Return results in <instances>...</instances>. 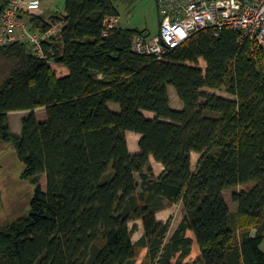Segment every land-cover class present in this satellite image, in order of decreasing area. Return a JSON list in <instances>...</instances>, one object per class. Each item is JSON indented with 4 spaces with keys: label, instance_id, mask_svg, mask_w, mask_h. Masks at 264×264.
<instances>
[{
    "label": "trees",
    "instance_id": "obj_1",
    "mask_svg": "<svg viewBox=\"0 0 264 264\" xmlns=\"http://www.w3.org/2000/svg\"><path fill=\"white\" fill-rule=\"evenodd\" d=\"M8 3L0 0V17ZM65 12L51 21L33 13L30 22L41 31L62 24L45 46L68 74L27 42L0 46L11 62L0 85V143L14 144L36 186L30 214L0 227V264H137L144 249L141 264H264L263 50L240 43L230 26L220 36L207 27L157 59L133 49L146 32L106 27L119 17L113 0H66ZM170 86L183 109L172 107ZM20 110L31 113L19 134L9 113ZM127 131L142 134L139 153ZM193 151L201 154L194 170ZM151 156L165 168L160 176ZM233 188L236 212L224 194ZM179 202L183 218L169 238L171 218L157 213ZM137 220L144 232L134 241Z\"/></svg>",
    "mask_w": 264,
    "mask_h": 264
},
{
    "label": "built area",
    "instance_id": "obj_2",
    "mask_svg": "<svg viewBox=\"0 0 264 264\" xmlns=\"http://www.w3.org/2000/svg\"><path fill=\"white\" fill-rule=\"evenodd\" d=\"M43 0H9L0 17V46L27 42L34 55L51 65H57L54 51L45 43L57 36L60 22L46 31L33 29L31 14L39 15ZM160 16L157 35L137 34L133 49L145 55L162 59L171 49L181 45L195 32L212 27L220 36L230 26L240 34V43L250 41L264 52V0H156ZM119 23L109 17L105 24L112 28ZM254 48V47H253Z\"/></svg>",
    "mask_w": 264,
    "mask_h": 264
},
{
    "label": "rangeland",
    "instance_id": "obj_3",
    "mask_svg": "<svg viewBox=\"0 0 264 264\" xmlns=\"http://www.w3.org/2000/svg\"><path fill=\"white\" fill-rule=\"evenodd\" d=\"M119 11V25L124 28L138 29L151 35H157L160 31V16L158 12L156 0H113ZM66 0H43L42 9L46 11L44 17L46 20L51 19L56 14L61 15L65 12ZM11 62L6 58L0 57V85L8 76L11 69ZM200 65L206 68L205 61H201ZM54 71L58 75H63V69L60 66L54 65ZM169 88L171 91V103L174 107L180 102L176 89L173 86ZM221 91V90H220ZM226 95L224 91H221ZM117 109H119V105ZM149 115H154L153 112H147ZM38 115L40 119H46V113L43 109H39ZM11 118H16L12 115ZM25 170L24 164L18 159L16 148L13 143H0V227L7 222H12L20 217L30 214L32 201L35 195L36 186L27 178L22 176ZM139 179V176H137ZM235 188L225 191L226 200L233 212L238 209L237 203L232 199V193ZM171 212V227L182 218L183 211L179 203L166 206ZM133 224H139L142 228V221L138 220ZM142 229H137L134 233L133 240L137 241L141 235ZM195 249H199L198 243L195 244ZM264 250V241L262 243ZM147 250L141 251L137 264H141L146 256ZM196 251H193L189 258H194ZM188 258V259H189Z\"/></svg>",
    "mask_w": 264,
    "mask_h": 264
},
{
    "label": "crops",
    "instance_id": "obj_4",
    "mask_svg": "<svg viewBox=\"0 0 264 264\" xmlns=\"http://www.w3.org/2000/svg\"><path fill=\"white\" fill-rule=\"evenodd\" d=\"M45 12L46 11H44L42 9L41 12H39L40 13L39 15L44 16ZM65 14H66V12H64L61 15L56 14L55 16H64ZM47 21H51V19H49ZM147 34L151 35V33H147ZM58 66H60V68L63 69V75H59V76H64V75L68 74L67 68H65L64 66H61V65H58ZM204 90L212 92V93H217V94L222 95V96L227 97V98H233V96H231V95H229L227 93H226V95L221 94L222 92L220 90H214V89H210V88H204ZM171 91H172V89L169 88L170 99H171ZM115 105L116 104L110 103V107L113 110H118L117 106H115ZM171 105H172V103H171ZM172 107L175 108V109L181 110V109H183L184 105H183L182 101L180 100V102L177 104L176 107H174L173 105H172ZM39 109H43L44 110V108H37V109L33 110L38 117H39V115H38ZM30 113H31L30 110H20V111H13V112L9 113V121H10V124H11V128H12V130L14 132L19 133V134L21 133L22 128H23L22 121ZM12 115H15L16 118L12 119L11 118ZM149 116L153 117V115H149ZM126 135H127V140H128V145H129L130 152L133 153V154L139 153L140 152V141H141V139L143 137L142 134L134 132V131H127ZM200 158H201V154L200 153L195 152V151L192 152V168H193V170L196 169ZM150 161H151V166L153 168L154 174L156 176H160L164 172V169H165L163 164L161 162L157 161L153 156L150 157ZM179 205L182 207V211H183V214H184V205H183V203L179 202ZM169 209L170 208L163 209V210H161V211H159L157 213V218H158L159 221L167 222L169 220V218H171V212H168ZM182 218H183V215H182ZM182 218L176 223V225L173 228L171 227V229L169 231V235H168L169 238L171 237V235L173 234L175 229L178 227V225L181 222ZM137 227L139 229H142V232H141V235H140V237H141L143 235V232H144L143 223H142V228L139 227V224H137ZM188 234H189V236L194 238L193 251H196V256L194 258H189V260H194V259H196V258H198L200 256V250L195 249V244L197 242H196L194 233L190 231Z\"/></svg>",
    "mask_w": 264,
    "mask_h": 264
},
{
    "label": "bare ground",
    "instance_id": "obj_5",
    "mask_svg": "<svg viewBox=\"0 0 264 264\" xmlns=\"http://www.w3.org/2000/svg\"><path fill=\"white\" fill-rule=\"evenodd\" d=\"M180 99V98H179Z\"/></svg>",
    "mask_w": 264,
    "mask_h": 264
}]
</instances>
